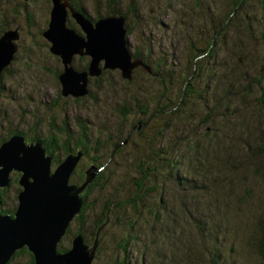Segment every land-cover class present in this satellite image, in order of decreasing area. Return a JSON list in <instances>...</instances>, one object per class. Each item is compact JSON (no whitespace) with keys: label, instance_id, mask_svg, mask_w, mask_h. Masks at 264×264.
Wrapping results in <instances>:
<instances>
[{"label":"rangeland","instance_id":"rangeland-1","mask_svg":"<svg viewBox=\"0 0 264 264\" xmlns=\"http://www.w3.org/2000/svg\"><path fill=\"white\" fill-rule=\"evenodd\" d=\"M14 136L48 176L82 149L68 185L99 168L56 254L93 247L113 204L90 264H264V0H0V149ZM35 262L25 243L4 264Z\"/></svg>","mask_w":264,"mask_h":264},{"label":"water","instance_id":"water-1","mask_svg":"<svg viewBox=\"0 0 264 264\" xmlns=\"http://www.w3.org/2000/svg\"><path fill=\"white\" fill-rule=\"evenodd\" d=\"M71 84V80L69 81ZM79 86L78 84H76ZM80 90V89H77ZM85 91V89H82ZM23 137H13L3 144L0 149V186L8 183V172L14 167L24 172L20 183L25 190L19 195V208L16 219L9 215L0 216V264L6 263L15 248L27 244L36 257L35 264H90L97 245V238L101 227L99 226L93 247L89 250L87 245H82L79 235L73 241V249L69 253L56 254V242L64 233L65 227L76 213H79L82 196L95 174L99 171L91 162L87 170V181L77 188V185L67 184V178L76 161L84 153L78 150V156L69 154L66 161L60 165L54 175L48 176L50 156L44 157V149L40 145L25 146ZM22 153V156H20ZM33 178V182L28 181ZM64 261V262H63Z\"/></svg>","mask_w":264,"mask_h":264},{"label":"trees","instance_id":"trees-1","mask_svg":"<svg viewBox=\"0 0 264 264\" xmlns=\"http://www.w3.org/2000/svg\"><path fill=\"white\" fill-rule=\"evenodd\" d=\"M212 131H213V130H212ZM60 137L62 138V136H60ZM60 137H58V138H60ZM60 144H61V147H60V148H61V150H62V147H63L64 142H63V141H60ZM262 149H263V147H262ZM263 150H264V149H263ZM65 153H67V152H65ZM218 159H219V158H218ZM205 160H207V159H205ZM225 171L227 172V170H225ZM234 172H235V170H234ZM79 174H80V175H81V174L84 175V173H80V172H79ZM80 175H79V176H80ZM100 176H101V175H100ZM100 176H99V177H100ZM80 177H81V176H80ZM82 178L85 179V177H81V179H82ZM81 179H80V180H81ZM233 180H234L233 176H232V178H229V179H228V181H233ZM91 184H92V183H91ZM230 188H231V186L229 185V189H230ZM89 189H91V187H90ZM243 189H244V188H243ZM245 189H246V188H245ZM238 192H241V191H238ZM77 217L80 218V219L83 218L82 215H79V216H77ZM260 224H261V222H260ZM263 243H264V239H263ZM193 263H194V262H193Z\"/></svg>","mask_w":264,"mask_h":264},{"label":"bare ground","instance_id":"bare-ground-1","mask_svg":"<svg viewBox=\"0 0 264 264\" xmlns=\"http://www.w3.org/2000/svg\"><path fill=\"white\" fill-rule=\"evenodd\" d=\"M79 24V23H78ZM74 30V29H73ZM87 58V57H86ZM143 66H145V65H143ZM87 181V179L83 182V183H85ZM90 182H92V181H90ZM83 183H81L82 185H83ZM75 217V216H74ZM90 246V245H89ZM90 249V248H89ZM63 254V253H62Z\"/></svg>","mask_w":264,"mask_h":264}]
</instances>
